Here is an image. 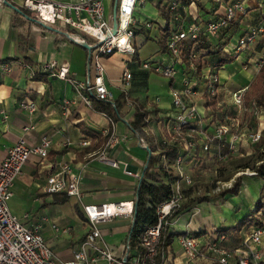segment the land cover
Returning a JSON list of instances; mask_svg holds the SVG:
<instances>
[{
  "label": "crops",
  "instance_id": "0c3cea01",
  "mask_svg": "<svg viewBox=\"0 0 264 264\" xmlns=\"http://www.w3.org/2000/svg\"><path fill=\"white\" fill-rule=\"evenodd\" d=\"M49 1L74 3L77 0ZM226 1L234 0H201L188 6L183 5L176 11V15L181 18L179 24L187 28L199 20L202 22L215 20L224 12L222 6L226 4ZM22 3L23 0H0V110L8 116L4 119V114H0V164L7 156L8 148L18 141L24 139L29 146L34 147L40 145L44 137L51 138L52 146L48 158L42 159L38 155H32L24 166L22 174L13 185V196L9 207L25 225L41 224L42 234L57 259L62 262H71L89 234L90 227L82 204L77 198L51 195L47 192L48 178L60 171L63 162H70L75 169L82 170L81 191L84 204L100 205L136 201L140 181L125 174L124 167L128 165L130 171L139 172L143 176L149 156L160 152L159 147L156 148L162 142L160 126L175 116V108L168 106L164 101L170 98L173 100L172 89L183 88V82L178 81L179 77L184 79V76L189 73L196 79L198 72L180 68L176 78L168 81L164 77L149 72L144 76L132 72L133 79L128 88H124L121 79L124 71L130 70L127 62L124 64L123 59H117L116 54L103 57L106 83L114 94L112 103L118 99L124 103V98L126 104L113 120L97 109L99 104L97 100H93L92 108L88 107L72 85L52 77L43 70L44 65L57 63L58 68L67 66L78 81L85 82L89 75L88 60L91 51L66 35L73 32L69 28L46 26L37 21L31 13L28 17L33 20L27 17L19 18L13 7L22 10ZM107 3H105L107 11L111 14L114 11L113 0ZM157 4V0H148L136 10L137 31L134 41L137 47L143 46L150 40L148 33L157 42L162 37L157 29L150 32L146 29L141 31L142 24L146 20H153L157 25H165L167 20L161 14ZM247 6L249 12L246 17L241 22L231 25L227 31L230 41L238 33L241 36L245 28L264 24V0H248ZM142 11H144L143 14H140ZM173 18L174 15L171 14L170 25L174 22ZM138 38H141L140 43ZM205 43L213 52L219 49L218 40H206ZM259 43H264V34L260 36L256 44L243 51L245 59L240 64L243 69L246 70L252 66L244 67L248 61L264 55V49L261 50V46L259 48L257 46ZM157 44L160 48L155 59L168 60V51L162 52L161 44L159 42ZM121 55L126 61H134V57ZM211 60L210 56L209 58L205 56L203 61L212 67ZM4 64H8L10 71L3 68ZM214 69L219 70L221 78L223 68ZM255 70L256 72L252 74L247 71L248 75L243 79L242 84L233 88L232 91H228L226 85L236 73L232 72L228 77L221 78L222 88L218 101L224 109L225 104L231 102L233 91L251 85L255 75L259 73L256 68ZM152 81L160 84V86L152 87L167 89L170 98L162 95L160 89L154 91L155 97H151L149 94ZM125 90L128 92V97L124 95ZM129 100L134 102L133 108L127 105ZM66 102L68 105L65 113ZM30 103L36 105V112L33 114L25 109ZM139 106L149 112L147 126L144 129L145 136L142 137L130 127V123L134 120L135 109ZM156 110L159 112L157 113ZM30 126L33 129L25 132L24 129ZM113 131L125 137V141L110 150L111 158L119 162L118 168H113L98 159V155ZM159 133L160 138L156 140ZM85 141L90 144L82 146V142ZM153 149L156 151H152ZM255 179L257 177L250 178L249 182ZM249 182L241 189L238 188L237 195H232L234 199L225 204L199 202L187 205L188 201L195 199L188 195L186 207L178 214L176 226L167 233L172 239L167 242L163 250H160L157 264H216L213 256L188 262L179 244L178 236L189 234L206 239L213 232L221 228L234 227L250 216L261 199H259L256 183ZM133 222L134 217H121L100 225L101 247H109L120 261L129 259L137 251L132 250L127 257ZM54 226L60 231H55ZM255 227V225L246 226L237 235L238 238L235 241H229L228 246L235 248L242 244L244 238ZM240 240L242 241L238 243ZM258 250L264 255V238ZM89 255L94 256V251L89 249ZM97 264L107 263L99 261Z\"/></svg>",
  "mask_w": 264,
  "mask_h": 264
},
{
  "label": "built area",
  "instance_id": "2783aa9c",
  "mask_svg": "<svg viewBox=\"0 0 264 264\" xmlns=\"http://www.w3.org/2000/svg\"><path fill=\"white\" fill-rule=\"evenodd\" d=\"M106 0H77L74 3H60L49 0H23L22 7L40 23L59 28H70L69 38L79 44L88 43L92 50L88 60V79L80 82L67 66L57 67V63L44 65L43 70L59 80L72 85L80 94L82 101L93 106V100L113 102L114 94L106 83V70L102 58L120 53L133 58L137 55L135 45L137 22L135 13L148 0H119L117 10V27L114 28L113 13L109 14ZM191 3L201 0H189ZM162 8L174 15L170 34L167 38L168 60L150 59L142 63V68L149 73L174 80L180 71L197 70L194 79L187 73L183 79V88L172 89L175 116L160 127L162 129V144L176 145L178 157L173 165L176 181L172 184L170 198L158 206V223L147 229L141 238V250H137L126 261H120L109 248L101 247L102 232L100 225L113 222L117 218H133L135 201L84 204L81 184L83 173L75 169L72 163L63 162L60 171L47 180V192L51 195L65 193L75 197L82 204L90 232L75 253L74 260L62 262L57 259L48 242L42 234V225H25L12 213L9 202L13 196L12 188L23 172L24 166L32 155L47 159L52 146L50 137H44L38 146H29L22 139L8 148L5 160L0 164V264H97L105 261L107 264H157L159 246L164 232L169 233L176 226L178 214L188 201V193L195 185L193 170H201L204 157L223 161L228 157H244L251 155L254 148L263 137L264 114L256 102L247 105L246 95L250 86L241 87L231 93L232 106L225 108L218 101L222 82L219 70L204 64L198 71L197 64L203 60V54L198 45L201 37L218 40L225 54L239 58L241 53L256 44L264 34V24L245 28L237 44H231L227 31L230 26L239 23L249 12L248 0L226 1L224 12L219 18L208 22L196 21L184 28L179 24L181 18L176 11L182 7L177 0H157ZM142 29L152 31L155 28L153 20H146ZM141 29V30H142ZM224 36V37H223ZM91 41V42H90ZM204 62V61H203ZM252 65L260 71L264 67V56L254 58L244 64ZM3 68L10 71L8 64ZM182 69V70H183ZM204 70L207 72L204 73ZM133 75L126 69L121 83L129 86ZM124 95L128 97L125 90ZM215 102L213 106L211 103ZM68 102L65 103V113ZM130 108L135 106L129 100ZM25 109L33 114L36 112L34 103L27 104ZM211 109V111H210ZM225 111V112H224ZM0 114H4L0 110ZM7 119L6 114L3 115ZM33 127H26L28 132ZM125 141V137L114 131L98 155V159L108 163L113 168L119 167V162L110 156V150ZM90 143L82 142V146ZM226 150V153H224ZM246 153V154H245ZM199 170V171H200ZM125 174L142 179L139 172H132L128 165L124 167ZM257 176L255 171L243 173ZM226 187V186H223ZM229 189L233 188L232 184ZM55 231L60 229L54 226ZM66 231H64L65 233ZM264 222L257 226L244 238L242 245L236 249L226 246L227 236L213 232L208 238L202 236H178L179 244L188 262L214 257L216 264H264V255L258 250L263 243ZM89 249L95 255H89ZM131 254L130 244L128 255Z\"/></svg>",
  "mask_w": 264,
  "mask_h": 264
},
{
  "label": "trees",
  "instance_id": "16d2710c",
  "mask_svg": "<svg viewBox=\"0 0 264 264\" xmlns=\"http://www.w3.org/2000/svg\"><path fill=\"white\" fill-rule=\"evenodd\" d=\"M182 6H188L191 4L189 0H177ZM116 0H113L115 4ZM157 7L159 8L161 14L165 16L166 23L164 26L161 24L157 25L155 23V28L161 32L162 37L158 41L161 44V51L167 52V38L170 34V15L171 13L168 12L166 8H162L161 5L158 3ZM24 14H20L17 12V16L21 17H28L30 14L26 10L22 9ZM31 16V15H30ZM70 29V28H69ZM142 29L141 31H143ZM72 31V30H70ZM150 32V31H149ZM149 39H153L150 34ZM203 39V40H202ZM209 40L206 37H201L199 40L198 49L203 54V56L212 58L211 63L213 62L214 68H223L226 64L233 62L234 58L226 57L224 50L221 48L220 44L217 46L219 49L216 52L210 50L209 46L205 43V41ZM210 41V40H209ZM206 52V54H204ZM225 54V55H224ZM203 57V60H204ZM200 61L197 64L198 71H200L203 67L205 62ZM212 65V64H211ZM124 103L121 99L116 100V102H101L98 101V110L102 113H105L108 117L112 119L114 116L119 115L123 105L125 104V99L123 98ZM246 102L247 105L251 102H256L257 105L261 108L264 114V67L259 71V73L255 76L253 82L251 83L249 90L246 95ZM213 106L216 104L215 102L211 103ZM157 113L159 110H156ZM149 116V112L144 109V107L139 106L135 109L134 113V120L130 123V127L132 130L139 135L140 137L145 136V127L147 126V118ZM114 120V119H113ZM159 147L160 152L156 155H150L148 159L147 167L143 172V177L139 182L138 190H137V199L135 201V211H134V227L130 234V250H141L140 241L142 236L144 235L145 231L150 227L155 226L158 223L157 218V208L164 202H166L172 193V184L176 181V173L173 168V165L178 157L179 149L176 145L167 146L164 144L158 145L156 148ZM156 151V149L152 150ZM226 153V150H224ZM245 161V160H244ZM244 168L251 169L257 173V176L261 181L264 182V132L263 137L259 144H257L254 148V152L252 153L249 160L245 161ZM241 178H238L236 184L231 189H226L222 192L223 195L232 194L237 195L238 188L240 187ZM56 195H62L68 198L65 193H60ZM207 198L197 197L196 199H192L188 201L187 205L199 203ZM186 206L184 205L183 208ZM264 222V202L263 200H259L256 204V210L251 213L250 216L245 218L240 223L236 224L234 227L231 228H224L215 231L217 234H225L227 236L226 246L231 249H236L239 246L232 248L228 246L229 241L236 240L242 230L246 226H262ZM200 234V233H199ZM195 234V235H199ZM171 236H168L166 232L162 234L159 252L163 250L169 240H171ZM230 239V240H229ZM242 240L238 241L240 243ZM243 242V241H242ZM160 258V253L159 256ZM158 260V259H157Z\"/></svg>",
  "mask_w": 264,
  "mask_h": 264
},
{
  "label": "rangeland",
  "instance_id": "374dc122",
  "mask_svg": "<svg viewBox=\"0 0 264 264\" xmlns=\"http://www.w3.org/2000/svg\"><path fill=\"white\" fill-rule=\"evenodd\" d=\"M109 0H106V3ZM108 4V3H107ZM222 10L224 9V5L222 6ZM144 11H142L140 14H143ZM139 14V13H138ZM141 37V36H139ZM155 37V36H154ZM240 37V34H236L230 41V43L237 44L238 39ZM138 43H140L141 38H138ZM91 42V41H90ZM158 42L153 38L148 40L143 46L137 47V55L134 56V61H126L125 57L122 56L120 53H115L116 58L119 60H122L124 64L127 62V67L131 70V73L138 75H145L148 71L144 70L142 68V63L144 61L154 59L155 55L158 53L159 46L157 44ZM258 48L261 46V50L264 49V43H259L257 45ZM264 56V55H263ZM245 59L244 52L240 55L238 60H234L233 62H230L226 64L223 69L221 70V78H224L225 76H229L230 73L234 72L236 73L234 77L230 78L227 82L226 88L228 91H232L233 88H237L242 84L243 79H245L248 75V73H254L256 72L255 67L249 66L246 70L242 68L240 65L241 62ZM248 67V66H247ZM245 71V72H244ZM248 71V73H246ZM207 72V70H204V73ZM257 75V74H256ZM255 75V76H256ZM155 76V75H152ZM166 81L169 80V78L165 79ZM178 81L183 82V78L179 77ZM160 86V84H157L155 81L151 82V88H150V96L155 97L156 94L154 93L155 90L162 91V95H165L170 98V93L167 91V89L162 90L161 88H154L152 86ZM124 88H128V86H124ZM222 88V87H221ZM164 102H167V105L173 106V100L170 98V100H165ZM226 108H229L232 106V103L225 104ZM226 110V109H225ZM211 111V109H210ZM225 112V111H224ZM156 140L160 138V133L158 136H156ZM246 154V153H245ZM252 155V154H251ZM251 155H245L244 157H228L223 161L216 160V158H208L204 157V162H202L201 170H193L194 177H195V185L192 188V191H189L188 195L189 197L195 199L197 197L201 198H207V200L202 201L201 203H216L217 205L219 203L225 204L226 202H230L231 199H234V196L232 194H227L226 196L222 194V192L226 189H229V187L232 184L234 186L236 184V181L238 178H241L240 183V189L241 187H244L246 183L249 182L250 178H254V176H248L244 175L243 173H246L248 171H253L248 168H244V164L246 160H249ZM245 160V161H244ZM249 183H256V188L258 190L259 199L264 201V182L260 181L257 177L255 181H250ZM226 186V187H223Z\"/></svg>",
  "mask_w": 264,
  "mask_h": 264
},
{
  "label": "water",
  "instance_id": "95a60500",
  "mask_svg": "<svg viewBox=\"0 0 264 264\" xmlns=\"http://www.w3.org/2000/svg\"><path fill=\"white\" fill-rule=\"evenodd\" d=\"M118 1L119 0H116L115 4H114V11H113V17H114V28L117 27V10H118ZM7 3V2H6ZM15 11H17L18 13L20 14H24L22 10H20L19 8H16V7H13ZM28 19L30 20H33L29 17H27ZM36 21V20H35ZM49 29H52L51 27H49ZM68 37H69V34H66ZM83 47H85L86 49H88L89 51L92 50L91 46L88 44V43H84L82 44ZM134 223H135V220L133 222V227H134ZM132 227V229H133ZM128 260V258H126V261Z\"/></svg>",
  "mask_w": 264,
  "mask_h": 264
}]
</instances>
